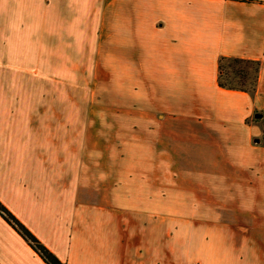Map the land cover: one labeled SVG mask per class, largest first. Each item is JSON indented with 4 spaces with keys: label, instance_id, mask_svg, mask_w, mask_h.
Returning <instances> with one entry per match:
<instances>
[{
    "label": "crops",
    "instance_id": "0c3cea01",
    "mask_svg": "<svg viewBox=\"0 0 264 264\" xmlns=\"http://www.w3.org/2000/svg\"><path fill=\"white\" fill-rule=\"evenodd\" d=\"M263 133L264 0H0V202L64 264H264ZM0 264H45L1 216Z\"/></svg>",
    "mask_w": 264,
    "mask_h": 264
},
{
    "label": "rangeland",
    "instance_id": "374dc122",
    "mask_svg": "<svg viewBox=\"0 0 264 264\" xmlns=\"http://www.w3.org/2000/svg\"><path fill=\"white\" fill-rule=\"evenodd\" d=\"M230 67H234L233 71H239L242 69L252 70L255 66H253L251 64L240 63L238 66L235 67V64L233 62H225L223 64V79H224L225 83H227L229 81V79L236 77L234 72L232 71V69ZM82 93L83 92L81 91V94ZM101 95H102V97H100V105L101 106H107L108 105V98H107L106 85L101 90ZM84 101H85V99H84ZM79 102H80V100H79ZM101 110H103V109H101ZM73 116H75V115H73ZM139 118L140 117L138 115H130V114H119V115H117V114L108 113L105 110L101 111L99 114L84 115V121L85 122H94V123H98V125H99L98 131L85 130L84 133H85V136H87L88 138L96 136V137H99L100 139H102V138H107L108 136H114L119 140L125 139L128 141H131L132 139H130L131 138L130 131L122 130V129H120V127H123V125L125 123L132 122V121H138ZM110 123H118L117 129L112 130L111 128H109ZM261 140H264V133L261 137ZM165 157H166V155H165ZM148 163H149V165L153 164L151 162H148ZM133 165H139V163L133 162ZM164 165H165V169L169 170L172 168V162L170 160L166 161V158H165ZM148 167L151 168L150 166H148ZM133 168H136V167L133 166ZM166 180H168V179H166ZM170 189L171 188H165V204H164L165 208L163 210L164 221H179L180 222L179 223V229H180L181 235H186L187 234V221H189V220L194 221L195 218H196L195 219L196 221H202L203 211L202 210L193 211V210H188V209H183V208H178V209L169 208L172 205H180V206L186 205L185 203H179V204L174 203V204H172V202H174L175 200L172 199V195L170 193L167 194V192ZM180 202H182V200H180ZM216 232H218V230Z\"/></svg>",
    "mask_w": 264,
    "mask_h": 264
},
{
    "label": "trees",
    "instance_id": "16d2710c",
    "mask_svg": "<svg viewBox=\"0 0 264 264\" xmlns=\"http://www.w3.org/2000/svg\"><path fill=\"white\" fill-rule=\"evenodd\" d=\"M233 62L235 67L240 63L255 66L252 70L233 71L235 78L229 79L225 83L223 79V64ZM259 63L239 59L221 58L219 60L218 85L221 88L239 90L243 92H253L258 80ZM229 76V75H228ZM233 80V81H232ZM0 216L25 240L32 250L45 262V264H64L51 251H49L1 202Z\"/></svg>",
    "mask_w": 264,
    "mask_h": 264
},
{
    "label": "built area",
    "instance_id": "2783aa9c",
    "mask_svg": "<svg viewBox=\"0 0 264 264\" xmlns=\"http://www.w3.org/2000/svg\"><path fill=\"white\" fill-rule=\"evenodd\" d=\"M256 144H260L261 146H264V140L256 141Z\"/></svg>",
    "mask_w": 264,
    "mask_h": 264
}]
</instances>
